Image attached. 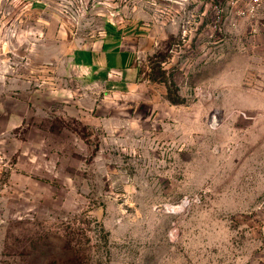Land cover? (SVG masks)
<instances>
[{
    "label": "rangeland",
    "instance_id": "obj_1",
    "mask_svg": "<svg viewBox=\"0 0 264 264\" xmlns=\"http://www.w3.org/2000/svg\"><path fill=\"white\" fill-rule=\"evenodd\" d=\"M218 3L0 0V264H264V5ZM110 20L131 88L74 60Z\"/></svg>",
    "mask_w": 264,
    "mask_h": 264
},
{
    "label": "crops",
    "instance_id": "obj_2",
    "mask_svg": "<svg viewBox=\"0 0 264 264\" xmlns=\"http://www.w3.org/2000/svg\"><path fill=\"white\" fill-rule=\"evenodd\" d=\"M148 35L140 22L119 24L110 20L99 39L76 48L74 60L96 81L109 87L131 88L139 79L138 58Z\"/></svg>",
    "mask_w": 264,
    "mask_h": 264
},
{
    "label": "built area",
    "instance_id": "obj_3",
    "mask_svg": "<svg viewBox=\"0 0 264 264\" xmlns=\"http://www.w3.org/2000/svg\"><path fill=\"white\" fill-rule=\"evenodd\" d=\"M225 4L218 3L215 7L219 20H229L234 16L241 18H254L264 5V0H224Z\"/></svg>",
    "mask_w": 264,
    "mask_h": 264
},
{
    "label": "trees",
    "instance_id": "obj_4",
    "mask_svg": "<svg viewBox=\"0 0 264 264\" xmlns=\"http://www.w3.org/2000/svg\"><path fill=\"white\" fill-rule=\"evenodd\" d=\"M173 101H176V100H173Z\"/></svg>",
    "mask_w": 264,
    "mask_h": 264
}]
</instances>
